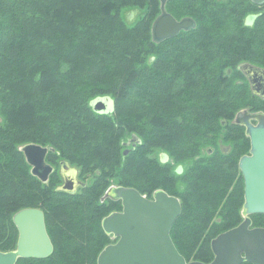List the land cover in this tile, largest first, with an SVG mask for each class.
Here are the masks:
<instances>
[{
	"label": "trees",
	"instance_id": "16d2710c",
	"mask_svg": "<svg viewBox=\"0 0 264 264\" xmlns=\"http://www.w3.org/2000/svg\"><path fill=\"white\" fill-rule=\"evenodd\" d=\"M178 1L196 25L157 41L161 0H0V249L16 248L13 214L29 206L43 209L54 246L16 264H97L113 241L102 219L122 209L120 199H102L113 185L179 197L170 233L187 261L212 260L211 240L243 220L239 159L250 138L234 119L242 108L264 111L255 104L264 98L237 81L238 65H264V4ZM128 6L147 12L128 24ZM102 95L113 98L111 112L93 109ZM129 135L139 141L127 146ZM27 143L49 147L47 180L31 171ZM157 149L170 155L166 164ZM59 160L91 182L61 187ZM188 160L176 175L175 163ZM251 218L264 226V213Z\"/></svg>",
	"mask_w": 264,
	"mask_h": 264
},
{
	"label": "water",
	"instance_id": "95a60500",
	"mask_svg": "<svg viewBox=\"0 0 264 264\" xmlns=\"http://www.w3.org/2000/svg\"><path fill=\"white\" fill-rule=\"evenodd\" d=\"M166 1L161 0L162 11L152 24L153 38L157 41L196 25L191 16L180 19L174 16L166 9ZM253 1L264 3V0ZM254 17L255 14H249L247 22L253 21ZM90 103L98 112H111L109 104H112V109L114 106L109 95L96 96ZM235 121L245 124L251 141L250 153L242 155L239 160L245 182L244 218L211 240L214 258L207 262L197 259L187 261L175 245L170 231L182 211L179 197L164 189L155 190L149 197L136 187L113 185L102 199L108 196L120 199L122 209L107 214L102 219V225L117 240L103 247L97 264H241L244 261L264 264V226L253 225L251 218L253 213H264V112L243 110L237 114ZM136 140L139 141V138L134 135L126 143L133 141L135 145ZM21 148L31 164V171L42 180H47L53 170V166L45 160L49 147L27 143ZM124 152L127 153L128 149ZM77 171L72 167L69 173ZM72 179L73 184L78 183L74 177ZM13 220L19 230L17 246L6 251L0 249V264H16L20 257L41 258L52 253L54 246L42 208L23 207L13 214Z\"/></svg>",
	"mask_w": 264,
	"mask_h": 264
},
{
	"label": "flooded vegetation",
	"instance_id": "af4514ba",
	"mask_svg": "<svg viewBox=\"0 0 264 264\" xmlns=\"http://www.w3.org/2000/svg\"><path fill=\"white\" fill-rule=\"evenodd\" d=\"M263 4L264 3L259 4V5L262 6ZM254 18H253V20H254ZM252 22L253 21H251V23ZM238 67H239V70L241 71V75L239 76L237 81L245 83L250 88V90H251V92L253 94H255V95H257V96H259L261 98H264V65H259V64H256V63H253V62H250V61H242L238 65ZM243 110H247L249 112L262 111V110H251L249 108H242L241 110H239L237 112V114L240 111H243ZM262 112H264V111H262ZM237 114L235 116V119H237ZM242 118H243V116L240 117V119H242ZM252 121L254 123L257 122L256 119H252ZM240 124H243L245 126V124L242 123V122H240ZM245 129H246V126H245ZM250 147H251V141H250ZM250 147H249L248 152H246L244 154L250 153ZM46 159H47V154H46L45 160ZM46 162H47V160H46ZM47 163H49V162H47ZM51 165L53 166V170H54L55 166L53 164H51ZM67 165L68 164L60 161V164L58 166L59 172L61 174V179H62L61 187H63L64 189H66L68 191L73 192V191H76L80 187V185L84 183V181L80 178L79 171H77L76 173H72V174L66 172L65 168L67 167ZM73 177H74V179L76 181L78 180L77 184L76 183H74V184L72 183L73 182V179H72ZM244 186H245V182H244ZM112 237L114 238V241L117 240V238L114 237L113 235H112ZM114 241H112V242H114Z\"/></svg>",
	"mask_w": 264,
	"mask_h": 264
},
{
	"label": "rangeland",
	"instance_id": "374dc122",
	"mask_svg": "<svg viewBox=\"0 0 264 264\" xmlns=\"http://www.w3.org/2000/svg\"><path fill=\"white\" fill-rule=\"evenodd\" d=\"M185 5H186V3H183L182 1L171 0L170 1V4L168 3L166 8L168 10H173L175 12H178L179 14H178V16L177 15L176 16L178 17V19H180V18H182L184 16V15H182V12H183V7ZM146 12H147V9L145 7L141 8V7H137V6H128L126 8H123L121 13H122V16H123L124 20L128 24H133V23H135L137 21V19H139L140 17H142L144 14H146ZM238 78L239 77H237V79ZM255 102H256L255 103L256 105L259 104L260 106H264V102H261V101L260 102L255 101ZM129 137H130V135L127 136V138H128V139L126 138L127 141L131 140V138H129ZM224 142L223 143L222 142H219V144L217 145L219 147V149H227L228 144H226V143H228V142H225V143ZM129 145H130V143H127V146H129ZM202 151H206V150L205 149H202ZM155 153L157 155H159V156H162L163 155V152L160 151L159 149H157L155 151ZM54 158H55V156H54ZM47 162L51 163L48 160H47ZM190 163H191V160H188V161H184L182 163V165L188 166ZM59 164H60V160L58 161V164L57 165L59 166ZM177 165H178V163H175V166H177ZM72 167H74V166H72L71 164L68 163L67 167L65 168V171L69 173V171H70V169ZM79 176H80V178L82 180L86 181L87 183L88 182H91V180H92V175L91 174H88V175H85V176L84 175L81 176L79 174ZM114 181H116V180H113L112 182L114 183ZM61 182H62V179H61ZM112 239L114 241V238L113 237H112Z\"/></svg>",
	"mask_w": 264,
	"mask_h": 264
},
{
	"label": "clouds",
	"instance_id": "9594fccd",
	"mask_svg": "<svg viewBox=\"0 0 264 264\" xmlns=\"http://www.w3.org/2000/svg\"><path fill=\"white\" fill-rule=\"evenodd\" d=\"M248 23H251L250 21ZM112 110V104H109V111ZM170 159V155L167 152H164L162 156L159 157V162L161 164H166ZM174 172L176 175H182L184 172V166L177 165L176 168L174 169Z\"/></svg>",
	"mask_w": 264,
	"mask_h": 264
}]
</instances>
